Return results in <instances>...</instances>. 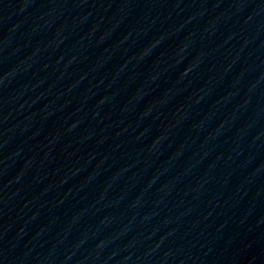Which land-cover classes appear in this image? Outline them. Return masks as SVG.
<instances>
[{"label": "water", "instance_id": "obj_1", "mask_svg": "<svg viewBox=\"0 0 264 264\" xmlns=\"http://www.w3.org/2000/svg\"><path fill=\"white\" fill-rule=\"evenodd\" d=\"M0 264H264V0H0Z\"/></svg>", "mask_w": 264, "mask_h": 264}]
</instances>
